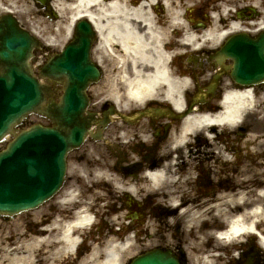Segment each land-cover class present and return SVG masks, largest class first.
Here are the masks:
<instances>
[{
  "label": "flooded vegetation",
  "instance_id": "af4514ba",
  "mask_svg": "<svg viewBox=\"0 0 264 264\" xmlns=\"http://www.w3.org/2000/svg\"><path fill=\"white\" fill-rule=\"evenodd\" d=\"M120 3L130 8L145 3L144 18L158 30L161 49L169 53L167 67L176 89L183 85L177 91L183 106L177 108L165 83L143 102L128 97L121 75L132 70L131 62L121 60L125 51L116 40L109 46L108 59L98 32L94 57L102 72L89 90L91 110L106 125L69 154L72 172L59 194L35 209L0 214V264L29 253L30 259L18 264H83L101 240L99 223L83 231L71 253L54 254L58 239L47 232L61 210L70 209L73 219L86 207L97 219L109 217L117 242L131 238L120 264H130L133 257L152 251L198 264L192 254L214 249V232L224 225L223 213L244 211L262 196L264 81L240 83L235 77L261 75L264 0ZM134 21L140 22L139 18ZM188 34L189 40L184 39ZM109 80L118 85L120 98L112 94ZM235 91L248 92L257 109L242 119L236 134L224 131L210 140L203 132L180 140L187 118L184 111L213 114L224 107L226 95ZM40 119L31 114L23 124ZM246 136H254L248 142L250 150L240 147ZM238 197L243 204L236 203ZM36 237L40 241L26 245ZM239 256L233 259L226 252L200 264H264V247L255 237L252 245L240 248Z\"/></svg>",
  "mask_w": 264,
  "mask_h": 264
},
{
  "label": "water",
  "instance_id": "95a60500",
  "mask_svg": "<svg viewBox=\"0 0 264 264\" xmlns=\"http://www.w3.org/2000/svg\"><path fill=\"white\" fill-rule=\"evenodd\" d=\"M77 39L84 43L71 48L67 57H56L45 67L53 77L68 80L61 102L46 107L49 89L32 75L29 64L34 39L16 26L12 18L4 17L0 22V62L3 63L0 141L8 133L15 135L0 151V212H17L36 206L56 192L64 180L68 151L80 144L89 131V123L83 119L87 106L82 90L87 85L83 74L90 77L94 73L89 64L80 69L86 59L78 65L73 53H83L90 42L80 35ZM40 109L53 119V127L37 124L13 133L25 115ZM135 264L177 263L148 257L137 259Z\"/></svg>",
  "mask_w": 264,
  "mask_h": 264
},
{
  "label": "bare ground",
  "instance_id": "6f19581e",
  "mask_svg": "<svg viewBox=\"0 0 264 264\" xmlns=\"http://www.w3.org/2000/svg\"><path fill=\"white\" fill-rule=\"evenodd\" d=\"M0 0V4H1ZM121 0H57L59 13L67 15L65 27L62 26L60 32H56L52 41H57L65 29L70 33L71 26L75 20L80 17L88 16L96 24L101 34V45L109 47L112 41H118L123 45L125 54L121 60L128 59L131 62L132 70L121 75L127 87V96L143 102L146 98L155 96L161 91L162 84H167V93L170 95L177 106L182 105L180 93L182 84H179L176 89L174 78L170 75L167 67L169 53L161 49V37L158 30L153 26L149 18H144V5L141 3L137 8H130L121 5ZM128 4V2L124 3ZM31 13V10L29 11ZM134 18H139L140 22L134 21ZM34 20L30 16V20ZM147 20V22H145ZM40 33V31H38ZM149 35L152 41L149 40ZM190 35H186L184 39L189 40ZM112 85V94L116 98L121 95L118 91L117 84ZM228 103L226 107L214 114H193L189 116L181 130L180 139L183 140L196 128H204L210 125L229 126L237 122L243 115L246 108L252 104L251 99L247 97V93H234L228 95ZM253 108V106H251ZM73 193L70 192L69 195ZM264 203V194L260 197L257 203H254L250 208L239 211L229 210L225 215L226 228L218 232L220 238L233 240L242 235L256 231L257 220L263 217L264 210L259 205ZM242 197L237 198V204H243ZM70 209L66 208L60 211L59 216L55 219L52 229L47 232V236H52L54 240L58 239L54 254L60 252H71L79 243L80 236L86 227L91 222V215L88 211H78L73 219L69 215ZM54 227V228H53ZM263 240V236H262ZM34 241H40L39 238H34L26 243L27 246H32ZM55 242V241H54ZM126 243L114 242L109 240L106 244V254L98 259L95 264H118L122 250ZM30 250V249H29ZM28 250V251H29ZM100 250L95 246L90 254V257H96V252ZM208 253L206 256H208ZM30 255L14 256L10 264H18L26 262L30 259Z\"/></svg>",
  "mask_w": 264,
  "mask_h": 264
},
{
  "label": "rangeland",
  "instance_id": "374dc122",
  "mask_svg": "<svg viewBox=\"0 0 264 264\" xmlns=\"http://www.w3.org/2000/svg\"><path fill=\"white\" fill-rule=\"evenodd\" d=\"M38 27H40V26H38ZM59 27H60L59 30H56V31L60 32V29L62 28V26H59ZM38 29L41 31V36L46 37L47 40H50V38H52L54 36V33L51 32V31H53V29H44V27H40ZM65 36H66V34H63V35L60 34V37L58 39V43L55 46L62 47L63 43L66 40Z\"/></svg>",
  "mask_w": 264,
  "mask_h": 264
}]
</instances>
